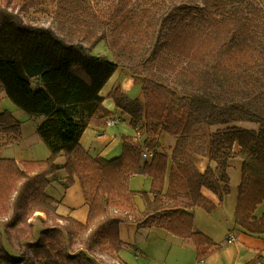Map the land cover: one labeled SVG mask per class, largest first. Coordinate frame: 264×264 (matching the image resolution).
Here are the masks:
<instances>
[{"label":"trees","instance_id":"obj_1","mask_svg":"<svg viewBox=\"0 0 264 264\" xmlns=\"http://www.w3.org/2000/svg\"><path fill=\"white\" fill-rule=\"evenodd\" d=\"M45 1L0 0V98L5 94L29 116L45 117L37 132L50 150L45 160L0 158V204L12 202L4 230L7 238L13 236L23 245L33 229L32 225L25 229L28 221L43 214L46 229L27 245V259L37 264H97L88 254L97 240L104 252L118 255L123 249L120 225L134 222L139 228L159 227L192 241L197 259L203 260L219 245L195 230L191 212L216 209L204 188L220 200L230 194L228 171L237 158L242 159V177L235 224L248 235H264V216H255L264 204V10L252 0H202L175 6L155 28L151 7L138 13L128 9L130 1L119 0L105 22L110 39L96 35L85 46L23 19ZM57 11L84 23L81 18L89 14L86 0H60ZM142 18H147V25ZM127 38L139 42L141 50L122 42ZM101 42L118 49L119 57L126 51L138 55L132 72L140 84L151 80V73L170 70L192 92L181 98L166 89L154 93V86L143 87V100L131 99L120 89L111 93L109 98L130 118L131 128L143 135L140 142L123 137L122 154L111 160L91 156L80 142L90 125L100 126L112 115L101 92L120 65L91 53ZM245 119L259 127L234 125ZM149 126L155 135L148 134ZM203 126L215 128L207 131L205 150L194 142ZM21 130L13 114L0 113V146L19 143ZM163 133L176 139L170 154L161 150ZM4 137L7 141L2 143ZM205 151L212 166L201 173L195 160ZM144 152L152 153V158L144 160ZM61 170L66 174L60 179L65 191L76 180L80 183L89 208L85 223L59 215L57 201L47 194ZM139 174L151 179L148 192L130 189L131 177ZM137 196L145 201L142 213L136 210ZM80 234L87 235L85 247L71 251L70 241ZM0 250V264H5L8 257L2 256L7 255L2 244Z\"/></svg>","mask_w":264,"mask_h":264},{"label":"rangeland","instance_id":"obj_2","mask_svg":"<svg viewBox=\"0 0 264 264\" xmlns=\"http://www.w3.org/2000/svg\"><path fill=\"white\" fill-rule=\"evenodd\" d=\"M18 1V0H17ZM60 0H46L42 6H40L36 10H32L28 15H25L23 19L26 22H30L33 25H37L39 27L50 28L55 31V33L59 36L64 37L67 41L72 43L83 42L85 46H90L93 42V38L97 35H104L107 40L110 39V30L105 25V22L108 21L109 15L112 13L114 7L117 5L119 0H86L87 7L89 9V14L84 15L81 20L86 21L81 22L78 21L75 17H69V15L57 11L58 2ZM126 1V0H124ZM129 2L128 9L134 12L141 13L144 8H152L151 17L153 21V25L158 26L159 20L163 14L167 13L174 9L175 6H183V5H192L194 3H202V0H154V4L150 5L145 4L141 0H127ZM258 7L264 10V0H252ZM152 2V3H153ZM155 5V6H153ZM147 25L148 20L147 18H142ZM129 41L134 45V49L137 51L141 50V46L139 42H135L131 38L123 39L122 42ZM91 53L94 56H107L112 61L117 62L120 67L127 69L128 72L131 74L133 79L135 80V85H140L139 87H134L133 91H131L130 97L134 100L142 98L144 99V90L143 87H147L148 90L151 89L153 86L154 93L158 90L161 93L166 91H171L176 93L179 97L185 98L190 97L192 94L191 91L184 89L180 84V78L178 73H173L172 71L168 70L167 72H155L149 73L148 76L149 80L147 83L143 85L140 84L139 79L133 75L132 67L135 68L137 65L138 55L135 57L132 56L128 51L125 52L124 57H119L120 51L118 49L112 50L107 42H101L96 45L92 50ZM170 61L178 66V60L175 58H169ZM148 84V85H147ZM166 89V91L164 90ZM155 95H159L157 92ZM145 100H148L147 98ZM9 112L13 114L16 119H18L21 123L22 128V139L19 143H15L13 145H5L0 146V158L6 159H14L17 161V158H23L24 160L33 161V160H45L50 156V150L46 146L44 142L39 139L38 136V126L45 120V117L42 116H29L25 113L22 109L17 107L13 102L3 94L0 98V113ZM130 119V118H129ZM143 122V121H142ZM152 122V121H151ZM234 125L241 127L243 129H257L259 124L256 122H251L250 120H241ZM215 128L209 127H202L201 135L196 137L194 142L200 147L205 150L208 146V139H207V131L209 133L212 132ZM148 134L155 135L151 126L148 127ZM208 133V134H209ZM166 134V133H163ZM165 137H169V134H166ZM2 138V134H0V139ZM175 139V138H174ZM7 141L6 137L3 138L2 143ZM176 141V139H175ZM195 145V144H194ZM238 148H236V151ZM21 159V161L23 160ZM241 159V158H240ZM235 159L232 161L234 167L230 169V176H231V187L233 196H236V192L238 189L239 182L241 180V167H242V159ZM145 160V159H144ZM65 161L64 158H61L58 161V164L63 163ZM62 166V165H61ZM58 175L65 176V172L61 170ZM61 176V177H62ZM61 177L58 178L54 177L50 187L47 189V194L55 197L62 198L65 194L64 189L62 187V181H60ZM12 202L8 201L5 203L0 204V247L1 244L4 246L7 255H2L5 259V264H37L34 261H30L25 256V251L28 244L35 243L42 232L46 229L45 224H43L42 219L46 220L45 215L35 214L29 221L28 225L25 229L29 230V227L32 225V231L27 235V237L23 240L24 244L21 245L17 239L13 236L8 239L4 230L7 229L5 223L11 218L12 215ZM262 212V210H261ZM42 217V218H41ZM51 225V223L49 224ZM87 238L86 234H80L76 236L73 242L70 241V248L71 251H78L85 247V240ZM125 238H133L132 235L125 233ZM125 240V241H126ZM101 239L97 240L93 249L88 252L91 258L97 264H118V261H115V257L117 256L115 253L111 252H104L102 249V245L99 243ZM69 242L67 243V245ZM141 247L139 250L143 251L144 244L141 241ZM165 250L163 251L164 256L159 259V257H155L153 253L152 257H145L142 254H139L140 259L135 260L134 254L129 252L127 254L129 264H160L156 263L154 258L165 262L167 264H178L177 260L170 252L173 250V253L176 254L175 247H172L171 244H164ZM122 251L121 253H123ZM126 253V252H125ZM0 254H2L0 250ZM21 256V259H18ZM121 256V255H120ZM151 256V255H150ZM25 257V258H24ZM169 257V258H168ZM122 258V257H121ZM181 258L179 264H196V257L189 256L187 253ZM204 262V261H202ZM200 263V262H197ZM120 264V263H119ZM163 264V263H161Z\"/></svg>","mask_w":264,"mask_h":264},{"label":"crops","instance_id":"obj_3","mask_svg":"<svg viewBox=\"0 0 264 264\" xmlns=\"http://www.w3.org/2000/svg\"><path fill=\"white\" fill-rule=\"evenodd\" d=\"M135 86L139 87L140 85H135V80L127 69L119 67L102 90L101 96L105 99L104 106L112 113L109 117H119L120 123L114 127H108L105 122V120L109 118L107 117L102 121L100 126L90 125L85 130L80 142L91 156L102 157L107 160L117 158L123 151V137H133L135 135V130L129 125V117L123 116L122 112L116 107L113 99L109 98V95L117 89H120L131 98L130 94ZM138 100H142V98ZM165 135L166 134H163L159 137L162 147L161 150L170 154V149L175 145L176 141L174 137L169 135V138L165 137ZM21 159L23 158H17V161H21ZM64 163L65 161L60 164L63 165ZM195 163L201 173H205L207 169L212 166L207 151L197 155ZM232 167L234 166L231 163L230 169ZM230 169L228 171L229 176ZM61 176L62 175L59 177ZM64 177L65 176H62L61 178ZM239 185L236 196L232 197L233 193L230 181L231 192L223 200H220L211 190L204 188L202 190L203 194L209 201L216 205V209L211 213L201 208H196L191 212L194 217L195 230L203 233L219 245L218 249L203 260L197 259L196 247L192 241H185L159 227L139 228L136 223L129 222L120 225V237L123 242L122 251L124 252L121 253V251L115 257V261H118V264H129L127 257L129 252L134 254L135 260L140 259L139 254L147 258L152 257V254L149 253H153L155 257H159V259H164V244L167 243L175 247L176 254L171 250L169 257L172 254L176 260L178 258V264L182 262L180 257H182L184 253H187L190 257L195 256L196 261L200 262H196V264H249L256 259H260V262L257 264H264V235H248L235 224ZM150 188L151 179L148 176L139 174L131 177L130 189L132 191L136 193L148 192ZM64 192L65 194L62 198L52 196L57 201V213L61 216L72 217L81 223H85L88 218L89 208L86 204L79 181L76 180L74 186L67 191L64 190ZM135 205L137 213L138 211L142 213L145 210V201L142 197H136ZM41 215L43 216V214ZM255 216L257 218L264 216V204L257 208ZM125 233L128 234V237L132 235L133 238H128V240H126ZM229 233H233L236 237L233 243H228L226 240ZM141 241L144 244L143 251L139 250V247L142 246ZM154 260L156 263L167 264L155 258Z\"/></svg>","mask_w":264,"mask_h":264},{"label":"built area","instance_id":"obj_4","mask_svg":"<svg viewBox=\"0 0 264 264\" xmlns=\"http://www.w3.org/2000/svg\"><path fill=\"white\" fill-rule=\"evenodd\" d=\"M105 122H106V125L108 127H114L120 123V120H119V117L115 116L112 118H110V117L107 118L105 120ZM142 136H143L142 132L139 129H136L135 135L133 136V139L135 142H140L142 139ZM142 157H143V159L148 160V159L152 158V153L144 152ZM226 240L228 243H233L236 240V237L233 233H229L226 237Z\"/></svg>","mask_w":264,"mask_h":264}]
</instances>
